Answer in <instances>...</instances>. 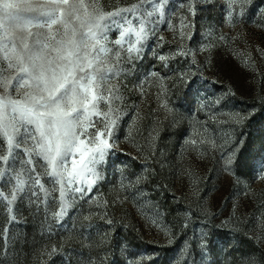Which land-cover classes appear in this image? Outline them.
Here are the masks:
<instances>
[{
    "label": "rangeland",
    "instance_id": "374dc122",
    "mask_svg": "<svg viewBox=\"0 0 264 264\" xmlns=\"http://www.w3.org/2000/svg\"><path fill=\"white\" fill-rule=\"evenodd\" d=\"M223 5L201 3L192 16L187 0H168L142 56L109 81L122 101L113 105L120 120L104 179L83 198L69 194L73 207L60 224L45 222L43 206L36 215L21 206L26 223L13 229L19 264H207L195 246L205 225L214 238L231 239L227 255L214 254L219 264L264 255V0H250L233 23ZM192 80L199 91L188 104ZM93 120L103 127L102 117ZM227 149L239 161L235 175L223 167ZM137 175L143 181L130 186L126 178Z\"/></svg>",
    "mask_w": 264,
    "mask_h": 264
},
{
    "label": "snow or ice",
    "instance_id": "6c2138e0",
    "mask_svg": "<svg viewBox=\"0 0 264 264\" xmlns=\"http://www.w3.org/2000/svg\"><path fill=\"white\" fill-rule=\"evenodd\" d=\"M201 3L213 0H187V11L196 16ZM248 3L224 0L226 22L243 20ZM167 4L168 0H121L119 5L105 0H0V251L5 252L0 264H19L14 256L19 237L13 229L26 223L21 206L33 215L43 206L45 222L51 218L60 224L73 207L75 197L69 194L83 198L104 179L102 166L113 152L110 140L120 120V110L113 105L122 101L109 81L142 56L155 26L165 20ZM114 32L118 38L112 41ZM166 59L159 56L160 61ZM194 84L192 80L184 94L188 104L199 91L193 92ZM93 117H102V128ZM225 157L224 170L235 175L239 161L231 149L222 152L221 159ZM126 179L137 187L144 177ZM195 246L202 261L209 257L207 264H219L214 254L227 255L232 242L214 238L205 225ZM191 248L186 241L182 254L188 255ZM245 264H264V255L248 257Z\"/></svg>",
    "mask_w": 264,
    "mask_h": 264
}]
</instances>
